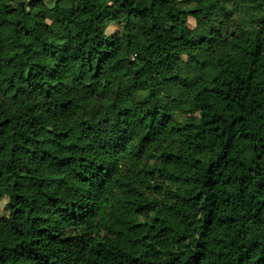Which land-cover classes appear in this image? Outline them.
<instances>
[{
	"label": "trees",
	"instance_id": "16d2710c",
	"mask_svg": "<svg viewBox=\"0 0 264 264\" xmlns=\"http://www.w3.org/2000/svg\"><path fill=\"white\" fill-rule=\"evenodd\" d=\"M179 1L0 0V264H264V0Z\"/></svg>",
	"mask_w": 264,
	"mask_h": 264
},
{
	"label": "rangeland",
	"instance_id": "374dc122",
	"mask_svg": "<svg viewBox=\"0 0 264 264\" xmlns=\"http://www.w3.org/2000/svg\"><path fill=\"white\" fill-rule=\"evenodd\" d=\"M232 5H233L232 4V1H226L222 5L221 10L224 11V12H226V13H229V12H231L233 10V6ZM178 6H179L180 9H183V10H192V9L195 8V4L191 0H180ZM244 26L246 28H250V26L248 25L247 22H244ZM115 31H116V27L115 26H111L109 28L108 33L109 34H112ZM147 98H148V95L146 93H139V94H137V101L138 102H144ZM173 118H174V120L176 122H178L180 124H185L186 121H187V117L186 116H183V115L174 114L173 115ZM3 214L4 215L7 214V211H6V209L4 210V207H3Z\"/></svg>",
	"mask_w": 264,
	"mask_h": 264
}]
</instances>
